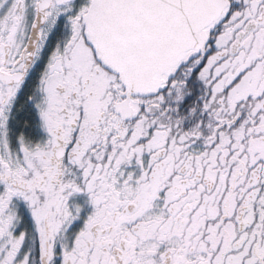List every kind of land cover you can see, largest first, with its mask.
I'll list each match as a JSON object with an SVG mask.
<instances>
[{"label":"snow or ice","instance_id":"1","mask_svg":"<svg viewBox=\"0 0 264 264\" xmlns=\"http://www.w3.org/2000/svg\"><path fill=\"white\" fill-rule=\"evenodd\" d=\"M0 264H264V0H0Z\"/></svg>","mask_w":264,"mask_h":264}]
</instances>
